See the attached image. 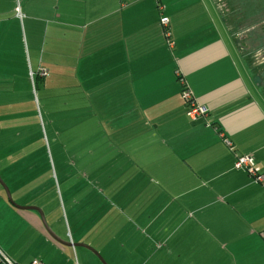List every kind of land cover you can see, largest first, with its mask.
<instances>
[{
	"label": "crops",
	"instance_id": "0c3cea01",
	"mask_svg": "<svg viewBox=\"0 0 264 264\" xmlns=\"http://www.w3.org/2000/svg\"><path fill=\"white\" fill-rule=\"evenodd\" d=\"M258 14L260 0H0L6 117L20 103L21 72L29 89L44 69L52 133L58 121L61 135L105 139L93 160V149L75 147L77 178L64 177L59 214H44L60 241L106 264H264V186L234 168L247 156L264 172V46L247 29ZM181 79L206 118H188ZM34 161L29 153L4 169L13 187ZM94 165L109 181L120 176L125 192L97 191ZM17 190L18 205H33L32 192ZM4 259L102 264L53 240L0 189Z\"/></svg>",
	"mask_w": 264,
	"mask_h": 264
},
{
	"label": "rangeland",
	"instance_id": "374dc122",
	"mask_svg": "<svg viewBox=\"0 0 264 264\" xmlns=\"http://www.w3.org/2000/svg\"><path fill=\"white\" fill-rule=\"evenodd\" d=\"M241 17H244L243 11L241 12ZM253 18L249 23H255V25L246 28L248 32L257 38L254 43H257L258 46H264V14H258ZM20 80V103L16 107L14 106L13 114L6 117L7 104L0 100V103H2L0 107V173L4 177L15 203L16 201L25 202L15 197L17 186L19 196L29 192H32V195L35 196L33 205L30 206L41 209L43 214L48 215L51 213L53 216H57L59 208H62L60 204L61 193H65L64 177L72 176V178H77V171H80L75 163V147L82 146L87 148V150L93 149V160L98 154L96 149L103 145V140L105 139L97 135H79L81 131L77 128L78 133L76 129H73L74 131L61 135L58 121H54L56 133L53 134L52 129L48 125L49 121L45 117L41 90L38 87L35 89L32 84L31 88L29 87L28 89L22 78V72ZM23 101L24 103H22ZM53 107L57 108L58 105H53ZM96 146L97 148L95 149ZM87 150L85 149V151ZM29 153L35 154L36 162L34 161V164H36L34 167L33 165L31 166L32 170L29 169L30 165L28 168L25 166V171L30 172L29 175L20 172L22 169L17 174L15 173L13 176L14 181L16 183L19 181V184L17 183L16 185L14 183L13 187L3 170L15 161H18L15 166H21L22 157ZM105 154L106 152H102V155ZM94 166L93 168H96L94 172H97L101 178V180H98V184L94 186L97 191H102L104 194L112 192L123 194L125 192V185L118 179L120 176H112L111 180L116 181L114 183L108 180V168ZM83 170L90 173L92 168L84 167ZM89 184L83 183L87 188L86 191L92 192L93 186ZM71 192L76 193L77 191L73 188Z\"/></svg>",
	"mask_w": 264,
	"mask_h": 264
},
{
	"label": "built area",
	"instance_id": "2783aa9c",
	"mask_svg": "<svg viewBox=\"0 0 264 264\" xmlns=\"http://www.w3.org/2000/svg\"><path fill=\"white\" fill-rule=\"evenodd\" d=\"M161 25L165 29V37L169 38V27L168 20L166 18H162L160 20ZM38 74L42 76H46V71L44 69H40ZM181 84L184 85V81L181 79ZM181 97L187 106V116L191 120H197L199 118H206L208 116V111L205 107L198 104L193 98L189 89L184 85L183 90L181 92ZM225 144L231 147L230 142L225 140ZM235 169H242L247 172V174L253 179V181L257 184H261L264 186V172H260L259 168L255 165L253 159L247 156H237L236 162L234 164ZM5 264H12L7 259H4ZM40 264V263H34Z\"/></svg>",
	"mask_w": 264,
	"mask_h": 264
},
{
	"label": "water",
	"instance_id": "95a60500",
	"mask_svg": "<svg viewBox=\"0 0 264 264\" xmlns=\"http://www.w3.org/2000/svg\"><path fill=\"white\" fill-rule=\"evenodd\" d=\"M0 185L3 187V190H4V193H5V196H6V199L8 201V203L14 207L15 209H18V210H21V211H30V212H35L37 213L39 219H40V222L41 224L43 225L45 231L48 233V235L53 239L55 240L56 242L64 245V246H74V247H77V246H81V247H84L86 248L87 250H89L95 257H97V259L102 263V264H106L105 261L101 258V256L94 250L92 249L91 247L89 246H86V245H77V244H73L71 245L70 243H65L63 241H60L54 234L53 232L50 230L46 220H45V217H44V214H43V211L37 207H34V206H21V205H18L16 204L12 197H11V194L8 190V188L5 186V184L2 182V179L0 177Z\"/></svg>",
	"mask_w": 264,
	"mask_h": 264
},
{
	"label": "trees",
	"instance_id": "16d2710c",
	"mask_svg": "<svg viewBox=\"0 0 264 264\" xmlns=\"http://www.w3.org/2000/svg\"><path fill=\"white\" fill-rule=\"evenodd\" d=\"M260 2L264 3V1H260ZM44 77H45V76H42V77H41L39 74H37V75H33V76H32V83H33L35 89H37V87L39 88L40 80H41L42 78H44Z\"/></svg>",
	"mask_w": 264,
	"mask_h": 264
},
{
	"label": "flooded vegetation",
	"instance_id": "af4514ba",
	"mask_svg": "<svg viewBox=\"0 0 264 264\" xmlns=\"http://www.w3.org/2000/svg\"><path fill=\"white\" fill-rule=\"evenodd\" d=\"M3 172H4V170H3ZM23 173H25L26 171H22ZM16 174H17V172H16ZM0 177H1V179H2V182L5 184V186L7 187V184H6V182H5V179H4V177H2V175H1V173H0ZM0 189H1V191H2V193L5 195V193H4V190H3V187L0 185ZM12 197V196H11ZM14 201V200H13Z\"/></svg>",
	"mask_w": 264,
	"mask_h": 264
}]
</instances>
